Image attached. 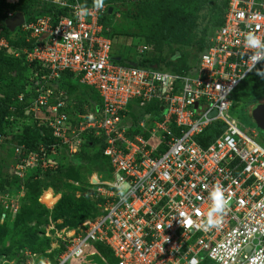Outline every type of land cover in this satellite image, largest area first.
Instances as JSON below:
<instances>
[{"label": "built area", "instance_id": "obj_1", "mask_svg": "<svg viewBox=\"0 0 264 264\" xmlns=\"http://www.w3.org/2000/svg\"><path fill=\"white\" fill-rule=\"evenodd\" d=\"M53 1L69 15L54 23L50 16L24 19L20 32L35 43L11 52L30 68L27 112L45 125L51 140L35 150L14 145L13 173L18 179L33 170L52 173L61 152L78 153L84 134L104 138L108 173L88 180L99 214L63 229L54 252H47L52 258L42 264H89L84 257L90 251L107 264L95 244L111 253L114 264H264V139L241 129L230 113L232 92L264 61V0H227L222 25L182 74L114 61L104 34L109 27L101 22L106 4L83 8L77 0ZM249 33L259 38L258 46L248 43ZM0 48H8L4 38ZM145 50L141 45L137 54ZM64 77L90 89L101 106L88 99L85 113L70 114L73 99L62 86ZM24 101V94L16 97ZM130 103L144 115L132 131ZM216 123L218 136L203 145V133ZM216 188L226 203L212 213L216 224L210 225ZM22 194L13 201L0 190L2 216L18 211ZM17 264H37V255Z\"/></svg>", "mask_w": 264, "mask_h": 264}, {"label": "trees", "instance_id": "obj_2", "mask_svg": "<svg viewBox=\"0 0 264 264\" xmlns=\"http://www.w3.org/2000/svg\"><path fill=\"white\" fill-rule=\"evenodd\" d=\"M77 2L83 8L93 6V0H77ZM103 3L112 8V13L101 21L104 26L109 27V31L104 34L112 42L120 36L117 35L120 29L131 24L138 29L137 33H131L128 36L148 48V54L144 51L136 61L139 68L157 67L165 68L172 73H187L196 65L197 56L207 49L212 31L222 25L227 0H103ZM125 5L129 6L128 11L121 13V18L125 21L113 24L117 15L116 7ZM7 8L0 0V38L3 37L8 45L7 49H0V136L6 144L11 143L7 140V137L11 136L12 142L35 150L38 144L49 142L51 139L48 130L35 121L30 113H26L30 93L27 73H30V68L24 63L22 56L14 57L8 53V49L18 52L22 47H32L35 42H26L20 30L11 33L5 27ZM11 10L14 13H22L26 21H30L35 16H50L54 23L60 17L69 15L68 9L52 4L50 0H20L18 5L11 7ZM208 24H214L209 33H207ZM126 60L135 61L134 58ZM62 86L68 95H73L71 99H73L74 108L79 106L78 109L85 113L83 106L88 102L86 94L90 89L73 84L65 77ZM20 94L25 95L23 103L14 101ZM230 98L233 105L240 103L247 107L264 100V61L240 83ZM93 99L94 104L100 107L101 101L98 97L94 96ZM132 108L134 106L131 103L126 108V117L131 122L128 125L131 131L137 128L143 115ZM153 111V106L145 109L147 114ZM7 116L17 119L14 123L21 131L19 135L12 136L7 131L8 127L13 126V123L6 120ZM219 127L221 126L216 123L206 129L202 135L205 138L203 145L211 143L218 136ZM105 147L103 137L93 138L84 134L76 155L69 157L64 154V151L61 152V156L67 158L61 157L56 171L40 173L39 170H33L26 175L23 182L24 197L20 200L19 209L13 220L14 227H12V230L21 235L16 251L26 248L40 256L52 257L45 253L50 248L51 242L41 236L40 227H38L46 222L45 216L50 210L53 220L58 218L61 221L59 228L68 229H76L84 221L93 219L99 214L96 200L89 197L88 191L82 186L93 173L103 174L106 177L108 159L103 156ZM6 170L7 166L0 164V189L6 193H14L19 182ZM70 181L78 183L79 186L72 185ZM51 188L61 189L59 200ZM2 226H0L1 238L8 234L7 228ZM94 247L108 264L115 263L111 253L105 247L100 244H95ZM11 253V250L7 249L0 253V256L8 257L12 255ZM201 264L213 263L204 260Z\"/></svg>", "mask_w": 264, "mask_h": 264}, {"label": "rangeland", "instance_id": "obj_3", "mask_svg": "<svg viewBox=\"0 0 264 264\" xmlns=\"http://www.w3.org/2000/svg\"><path fill=\"white\" fill-rule=\"evenodd\" d=\"M116 9H117L118 18L114 19L113 24H118L116 22L125 21L124 18H121V13L128 11L129 6L125 5V6H121L120 8L116 7ZM213 18L214 17H212V19ZM213 25L214 24H208L207 33H209V30L212 29ZM137 30L138 29L133 24L119 30V33L117 35H120V36H117L116 39L112 43L113 55H118V56L121 55L125 59L134 58V60H135L134 62L139 60L140 55H138L136 52H137V48L139 49V46H141L142 44H139V42L137 43L136 39L128 36L131 33H137ZM207 35H209V34H207ZM145 53L148 54V48H147ZM27 74H28V76L30 75L29 72ZM84 89H86V88H84ZM73 94H75V93H73ZM72 96L73 95H70L69 99H71ZM94 96H95L94 93H92L91 91H87V94H86L87 99H89L92 102H95V100L93 99ZM89 103L87 102L84 106H87ZM78 108H79V106H78ZM78 108L72 109V107H71L70 111L74 114V113L78 112L77 111ZM261 109H264V103H261V104L256 103V105H254L252 107H249V106L247 107V106L239 103V104L234 105L232 107L230 113H231V115L235 116L239 120V122L241 124L240 125L241 129H243L244 131L248 130V132L250 130H253L258 136V140H260V139H264V133L261 132L256 127L255 118L257 117V115L259 114L258 112ZM158 116H159V114L153 115L152 118L157 119ZM17 126L18 125L13 123V126L8 127L7 131L10 133V135L17 136L21 133V131L19 130V127L16 128ZM14 144H16V143H14V142H11V144H9V143L6 144L3 142L0 143V159H1L0 164H3L5 166L11 165L10 162L13 160V156H14ZM62 153L60 154V156L62 155ZM64 154L66 155L65 151H64ZM61 157L64 159L67 158L66 156H61ZM6 171H8V170H6ZM51 189H52L54 195L59 200V198L61 197V189L60 190L59 189L54 190L53 188H51ZM8 196H9L10 200L12 198L13 201H17L16 191H14V193L11 192ZM18 204H20V200L18 201ZM15 214L12 215V214L6 213L4 216H2V214L0 213V218L2 219V221H0V226L4 225V226H2V228H5V229L7 228V232H8L6 237H3V238L0 237V253H3L7 249H10L12 252L11 253L12 255H8V257L1 255L0 256V264H14V263L17 264L23 259V257H25V255L32 254V252L27 250L26 248H22V249H19L16 251L17 243L21 241V238H20L21 235L17 234V232L12 230V227H14L13 226V224H14L13 220L16 216ZM45 219H46V222L43 224H40L38 226V227H40L41 236L44 238H47L51 242L50 248L45 253H47L49 250H52L51 252H54V246H58L57 242L60 241L58 237L62 235V233L64 232L63 229H65V227L59 228V224L61 221L58 218L56 220H53L51 210L48 211L47 215L45 216ZM84 259L89 264H100V258L97 255V253H95L94 251L88 252L85 255ZM74 262H75V260L70 259L68 264H73Z\"/></svg>", "mask_w": 264, "mask_h": 264}, {"label": "clouds", "instance_id": "obj_4", "mask_svg": "<svg viewBox=\"0 0 264 264\" xmlns=\"http://www.w3.org/2000/svg\"><path fill=\"white\" fill-rule=\"evenodd\" d=\"M50 2L52 3V4H55V5H57V3H55L53 0H50ZM3 3L8 7L7 9H6V12L7 11H11L12 13H13V15H12V17L14 16V15H16V13H14L12 10H11V7L12 6H16V5H18V3H16V4H11V5H9V4H6L4 1H3ZM57 6H59V5H57ZM93 6L94 7H103V0H93ZM107 7H108V5H107ZM109 8H111V7H108V15H110L111 13H112V11L109 13ZM112 9V8H111ZM6 12H5V14H6ZM22 14V13H21ZM23 15V14H22ZM7 17V16H6ZM12 17H10V18H12ZM24 17V16H23ZM10 18H8L7 17V19H10ZM6 19V20H7ZM25 19V18H24ZM5 20V21H6ZM5 23V22H4ZM21 27V26H20ZM20 27L19 28H16L15 30H20ZM14 30V31H15ZM12 33V32H11ZM3 38V37H2ZM6 41V40H5ZM113 43V42H112ZM248 43L251 45V46H253V47H256V46H258L259 44H260V40H259V38L258 37H255V36H253L251 33H249L248 34ZM144 46V45H143ZM1 49V48H0ZM146 50H147V48H146ZM145 50V51H146ZM11 50H10V53H9V49H8V53L9 54H11ZM114 57H120L121 58V61L120 62H123V61H130V60H126L125 58H123L121 55H114ZM113 57V58H114ZM130 62H134V61H130ZM134 63H136V62H134ZM262 63V62H261ZM136 66H137V64H136ZM153 68H157V67H153ZM157 69H159V70H162V71H169V70H167V69H165V68H157ZM169 72H171V71H169ZM189 72V71H188ZM172 73V72H171ZM179 74H182V73H179ZM15 102H16V99L14 100ZM28 101L29 100H27V103H28ZM18 103V102H17ZM234 105H233V102H232V107H233ZM74 107V106H73ZM27 108H28V106H27ZM26 113L27 114H29L28 112H27V109H26ZM32 115V114H31ZM6 120H8L9 122H11V123H14V122H16L17 121V119L15 118V117H12V116H7L6 117ZM35 120V119H34ZM35 121H37L40 125H42V126H44L45 127V125L43 124V123H41L39 120H35ZM46 128V127H45ZM47 129V128H46ZM48 130V129H47ZM49 132V131H48ZM1 137V136H0ZM7 140L9 141V142H12V138H11V136H8L7 137ZM1 142H3V143H5L4 142V139H3V137H2V140L0 141V143ZM15 143V142H14ZM11 144V143H10ZM17 144V143H16ZM16 144H14V145H16ZM67 155V154H66ZM69 157H73V156H69ZM57 160L59 161V165H60V162H61V156H59L58 158H57ZM0 162H1V159H0ZM11 163V165L10 166H7V170H8V172H9V174L10 175H12L13 176V178L17 181V182H19V184H18V188H17V190H15L16 191V195H17V197L19 196V193L20 192H22L23 194H22V197L19 199V200H21L23 197H24V193H25V187H24V184H23V182H24V180H25V178H26V175L27 174H29L31 171H28L26 174H25V176L23 177V178H20V179H18L15 175H14V173H13V169H12V165H13V163H14V159L10 162ZM59 167V166H58ZM56 171V170H55ZM54 172V171H53ZM49 173V172H48ZM93 174H97V175H102V177H103V174H98V173H93ZM91 176V175H90ZM90 176L88 177V179H87V182H86V184L85 185H83L82 187L84 188V190H86V191H88L87 190V186H88V180H89V178H90ZM70 183L72 184V185H74V186H79V184L78 183H75V182H73V181H70ZM21 188H23V190L22 191H20L21 190ZM1 190V189H0ZM2 191V190H1ZM3 192V191H2ZM3 193H5V194H7V195H9L10 193H6V192H3ZM88 193H89V191H88ZM85 196H86V194H84ZM89 197H92V196H90V193H89V195H88ZM76 197L78 198L79 197V194L77 193V195H76ZM211 198H212V200H213V207H212V210H211V212L209 213V216H208V223L210 224V225H214V224H216V220L215 219H213V216H212V213H218V212H220L221 210H222V207L224 206V204L226 203V201H225V198H224V193L219 189V188H216L212 193H211ZM97 205V204H96ZM1 211V210H0ZM1 213V212H0ZM186 226H188V225H190L191 224V221L190 220H186ZM68 229V228H67ZM69 230V229H68ZM70 230H73V229H70ZM56 251V250H55ZM98 252V251H97ZM33 254H36V253H33ZM47 254V253H46ZM98 254L100 255V253L98 252ZM37 255V264H42V258H44V257H46V256H40V255H38V254H36ZM47 255H52L53 256V254H47ZM101 256V255H100ZM102 257V256H101ZM50 258H52V257H50ZM105 260V259H104ZM106 261V260H105ZM107 263V262H106ZM100 264H102V262L100 261ZM108 264V263H107ZM192 264H196V262H195V260L192 262Z\"/></svg>", "mask_w": 264, "mask_h": 264}, {"label": "water", "instance_id": "obj_5", "mask_svg": "<svg viewBox=\"0 0 264 264\" xmlns=\"http://www.w3.org/2000/svg\"><path fill=\"white\" fill-rule=\"evenodd\" d=\"M112 11L111 8H109V13ZM24 23V17L21 13H16L12 18L7 19L5 21V27L10 31L14 32L16 28H19ZM10 53V50H9ZM114 61H121L120 57H114L112 58ZM123 63L130 65L132 67L136 66V63L130 62V61H123ZM259 114L255 118V125L256 127L264 133V109L259 110ZM85 196V195H84Z\"/></svg>", "mask_w": 264, "mask_h": 264}, {"label": "flooded vegetation", "instance_id": "obj_6", "mask_svg": "<svg viewBox=\"0 0 264 264\" xmlns=\"http://www.w3.org/2000/svg\"><path fill=\"white\" fill-rule=\"evenodd\" d=\"M264 103V100L258 101V104ZM256 105V104H255ZM254 106V105H253ZM252 107V106H251Z\"/></svg>", "mask_w": 264, "mask_h": 264}, {"label": "bare ground", "instance_id": "obj_7", "mask_svg": "<svg viewBox=\"0 0 264 264\" xmlns=\"http://www.w3.org/2000/svg\"><path fill=\"white\" fill-rule=\"evenodd\" d=\"M70 260V259H69ZM69 260L65 263V264H68Z\"/></svg>", "mask_w": 264, "mask_h": 264}, {"label": "crops", "instance_id": "obj_8", "mask_svg": "<svg viewBox=\"0 0 264 264\" xmlns=\"http://www.w3.org/2000/svg\"><path fill=\"white\" fill-rule=\"evenodd\" d=\"M1 220V219H0Z\"/></svg>", "mask_w": 264, "mask_h": 264}]
</instances>
